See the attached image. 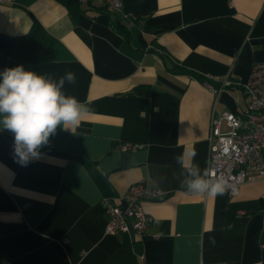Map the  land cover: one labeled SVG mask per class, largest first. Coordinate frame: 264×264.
<instances>
[{
    "label": "crops",
    "instance_id": "0c3cea01",
    "mask_svg": "<svg viewBox=\"0 0 264 264\" xmlns=\"http://www.w3.org/2000/svg\"><path fill=\"white\" fill-rule=\"evenodd\" d=\"M36 29L50 57L32 62L15 44ZM262 62L264 0H121L115 13L104 0L0 3V72H74L63 91L90 109L26 167L0 129V264H264V180L193 196L176 161L194 147L207 169L212 118H245L244 86ZM142 178L160 192L142 201L145 233H107L103 201L124 206Z\"/></svg>",
    "mask_w": 264,
    "mask_h": 264
},
{
    "label": "clouds",
    "instance_id": "9594fccd",
    "mask_svg": "<svg viewBox=\"0 0 264 264\" xmlns=\"http://www.w3.org/2000/svg\"><path fill=\"white\" fill-rule=\"evenodd\" d=\"M66 83H76L74 72L58 80L26 70L24 65L0 72V129L13 134L14 156L21 166L40 158V149L49 144L58 128L74 134L89 114L86 103L63 91ZM196 155L193 147L176 157L184 177L180 185L188 194L215 198L235 193L229 178L210 169L202 170L195 162Z\"/></svg>",
    "mask_w": 264,
    "mask_h": 264
},
{
    "label": "built area",
    "instance_id": "2783aa9c",
    "mask_svg": "<svg viewBox=\"0 0 264 264\" xmlns=\"http://www.w3.org/2000/svg\"><path fill=\"white\" fill-rule=\"evenodd\" d=\"M6 1L0 0V3ZM104 2L114 13L121 7V0ZM244 90L248 98L243 110L244 119L224 112L211 120L207 169L226 176L235 185V193L229 192V195L237 194L240 186L252 178L264 180V62L252 65ZM222 124L227 127L226 130H222ZM131 147L130 143L119 146L122 152H127ZM159 193L149 178H142L127 189L123 196L124 206L104 200L105 231L117 234L131 227L136 236H142L152 221L142 201Z\"/></svg>",
    "mask_w": 264,
    "mask_h": 264
},
{
    "label": "trees",
    "instance_id": "16d2710c",
    "mask_svg": "<svg viewBox=\"0 0 264 264\" xmlns=\"http://www.w3.org/2000/svg\"><path fill=\"white\" fill-rule=\"evenodd\" d=\"M65 1V0H61ZM66 1H78V0H66ZM31 38L20 43L15 44V49L20 51L24 50L25 55L32 62L47 60L50 57V51L45 44L44 35L41 30L36 29L35 34L30 36ZM136 93L148 94L149 87L147 85L136 86Z\"/></svg>",
    "mask_w": 264,
    "mask_h": 264
}]
</instances>
